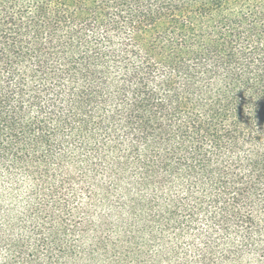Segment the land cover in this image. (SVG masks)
Listing matches in <instances>:
<instances>
[{
  "label": "trees",
  "instance_id": "trees-1",
  "mask_svg": "<svg viewBox=\"0 0 264 264\" xmlns=\"http://www.w3.org/2000/svg\"><path fill=\"white\" fill-rule=\"evenodd\" d=\"M0 264H264V0H0Z\"/></svg>",
  "mask_w": 264,
  "mask_h": 264
}]
</instances>
